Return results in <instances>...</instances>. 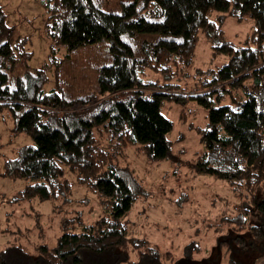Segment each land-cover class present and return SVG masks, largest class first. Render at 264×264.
<instances>
[{"label":"trees","instance_id":"trees-1","mask_svg":"<svg viewBox=\"0 0 264 264\" xmlns=\"http://www.w3.org/2000/svg\"><path fill=\"white\" fill-rule=\"evenodd\" d=\"M33 1L45 14L47 60L40 69L24 65L13 88L7 86V70L31 53L24 50L25 40H11L0 8V38L5 39L0 44V113L9 111L16 119L15 133L32 140L5 161L2 175L25 183L24 199L47 201L69 195L66 168L97 195L102 215L90 224L79 218L66 223L53 247H34L35 257L23 247L7 246L0 250V264H125L128 249L140 251L136 264H160L156 247L140 249L141 242L128 236L123 218L144 191L132 170L116 162L136 145L151 159L166 158L171 124L161 115L164 103L184 105L193 99L207 110L205 127L198 131L203 152L191 167L196 175L247 192L264 181V0ZM116 2L115 11L105 8ZM213 13L250 20L254 48L224 41L220 18L210 20ZM198 34L213 57L227 60L205 72L201 93H177L178 85L170 82L186 76ZM94 44L106 48L95 75L64 67L70 53ZM59 48L65 51L62 59L56 57ZM47 71L51 87L45 92ZM145 71L157 78L143 79ZM96 130L106 135V145L99 144ZM252 202L256 225L247 228L248 235L253 245L264 247V194ZM233 221L237 229L245 223L241 215ZM244 241L234 240L241 252L253 246ZM184 251L188 256L197 248L191 244Z\"/></svg>","mask_w":264,"mask_h":264},{"label":"rangeland","instance_id":"rangeland-1","mask_svg":"<svg viewBox=\"0 0 264 264\" xmlns=\"http://www.w3.org/2000/svg\"><path fill=\"white\" fill-rule=\"evenodd\" d=\"M117 2L101 9L105 7L115 11ZM0 8L5 15V25L11 29V40H25L24 50L31 53L27 61L7 70V86L13 88L16 78L22 75L24 65L40 69L46 63L49 41L44 36L45 14L33 0H0ZM216 17L220 18L219 28L224 41L235 48L246 45L254 48L253 23L250 20L236 21L233 16L217 13L211 14L210 20ZM3 41L5 39L0 38V44ZM64 54V48H59L57 59H62ZM105 54L106 48L102 44L86 46L70 53L64 67L73 71L84 68L90 74L103 64ZM193 54L186 76L170 82L178 85L176 90L181 91L177 93H201L204 86L200 85L208 79L205 72L216 71L227 60L222 56L213 57L208 41L201 34L197 36ZM196 69L201 70L203 75H195ZM47 76L49 82L43 88L45 92L51 87L52 72L47 71ZM155 78L152 73L144 72L143 79ZM223 103L227 104L228 100ZM160 112L171 124L166 135L169 144L166 158L151 159L141 146L136 145L126 148L116 162L132 170L144 191V195L132 204L123 218L128 236L141 242L140 249L143 246L156 247L162 255L160 264H227L230 260L237 264H264V247L253 245L247 231L249 226L256 225L252 199L262 197L264 181L252 192H247L224 181L196 175L191 167L203 152L198 131L205 127L207 110L193 99H188L184 105L164 103ZM15 128L16 119L9 111H2L0 250L15 245L35 257L34 247L39 244L53 247L63 225L75 223L76 218L83 224H90L102 215V208L97 195L79 183L66 168L64 179L69 184V195L47 201L24 199L21 194L25 183L2 175L5 161L14 159L22 146L32 144L28 136L15 133ZM95 137L100 145L107 144L106 135L101 130L95 131ZM240 215L245 223L242 229H237L233 220ZM236 238L245 239L246 245L252 244V248L247 247L241 252L239 246H234ZM191 244L196 246L197 251L186 256L184 249ZM139 252L128 249L125 264H136Z\"/></svg>","mask_w":264,"mask_h":264}]
</instances>
